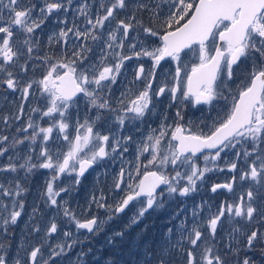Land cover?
Here are the masks:
<instances>
[{
	"label": "snow or ice",
	"instance_id": "snow-or-ice-1",
	"mask_svg": "<svg viewBox=\"0 0 264 264\" xmlns=\"http://www.w3.org/2000/svg\"><path fill=\"white\" fill-rule=\"evenodd\" d=\"M164 2L167 10L162 13L157 10L159 4L151 7L141 0H107L106 4L99 5L102 14L93 17L89 15L88 0H83L75 12L84 18L86 26L83 30L75 24L61 28L56 33V43L62 45L61 55L36 57L47 70L38 81L21 85L10 69L22 57L33 54V44L38 45L37 30L54 14H67L73 0H41L39 5L35 0H0V74L3 76L0 83L13 91L21 89L24 101L33 85H39L48 98L42 118L49 117L52 121L43 127L29 118L26 126L18 129L24 133L29 129L33 131L29 136L13 138L11 147L15 150L27 140L28 152L24 157L17 153L16 160L22 159L21 163L8 156V162L0 165V174H18L23 169L27 177L36 169L50 170V177L39 195L43 204L55 213L46 224L40 243L25 246L22 240L17 244L15 228L23 218L28 189L15 177L0 182V264H60L61 259L68 264H86L85 257L93 252L92 248L88 247L87 252L83 247L79 252L74 251L79 245L91 244L87 237L80 238L81 230L98 236L108 221L124 213L133 202L138 207L128 224L107 238L112 250L105 264H173L172 253L176 248L183 252L185 264H264V0ZM129 9L132 11L126 19H118L122 10ZM140 12L151 13L159 30L137 20ZM106 22L112 27H106ZM60 23L67 25L68 21ZM138 27L148 37L157 38L158 43L153 41L150 50L143 44L136 50V43L130 42L132 54H123L124 41L129 40L130 33ZM70 34L74 37L73 43L78 42L79 46L73 47L69 56L63 49L68 45ZM51 40L49 37V42ZM89 41L100 44L101 52L96 61L89 60L87 55L93 51ZM190 53L197 56L198 62L185 71L187 65L183 58ZM143 57L149 58L151 67L145 74L144 65L139 64L133 80V83L142 82L143 87L127 98L126 92L131 89H126L113 100V86L117 84L125 61ZM162 61L175 62L172 83L165 82L153 92L156 71ZM21 70H28L26 63L21 65ZM166 93L170 100L168 107L176 106L174 121L169 124L168 116L160 114L158 127L150 129L139 142L135 175L128 172L126 182L122 168L114 180V188L123 193L122 197L114 205H108L103 195L92 196L97 207L111 214L105 221L95 215L84 220L77 218L63 195L70 196L94 165L117 154L123 156L128 144L136 143L132 135L101 134L94 130L95 122L107 112L118 125V131L123 132L129 124L139 128L156 114L153 97L159 99ZM81 97L89 110L96 109V115L94 119L85 118L83 123L77 117L74 124H70L69 110L76 108L78 111ZM220 102H224L223 114L211 124L204 123L206 132L199 126L194 131L193 123L185 120L183 109L187 105L211 108ZM23 111L21 105L16 119L22 117ZM70 127L75 132L71 137ZM54 130L62 133L63 140L68 142L66 151L50 150L48 141ZM38 137L41 145L36 162H33ZM8 141L7 135L0 136V157L9 152ZM238 145L240 151L234 155L239 160L243 154L246 170L239 171L235 161L226 163V167L238 173L241 181L253 182L251 188L232 203L224 201L215 212L209 206L206 218L198 219L205 205H196L192 210V226L180 224L178 241L173 243L171 239L172 228L167 229L166 238L155 244L143 239L142 230L125 251L122 244L126 234L140 224L149 210L164 208L166 198L189 197L196 193L198 184L205 181L208 173L225 170L216 163L222 159L221 153L227 155L226 150ZM201 156L203 167L197 162ZM140 157L147 163L142 164ZM62 176H72L70 186L57 187ZM236 180L237 176L233 175L228 182L213 184L210 191L233 192ZM3 198H7L8 203H4ZM39 211L34 205L29 219H35ZM60 215L74 223L79 235L64 230L57 222ZM229 218H239L237 224L244 221L250 227L243 230L244 225L234 226L229 232L231 241L222 254L215 245L208 244L205 237L215 240L218 227H223ZM30 231L39 234L41 228L33 225ZM57 233L66 238L64 242L55 246L45 243ZM117 240L121 244H117Z\"/></svg>",
	"mask_w": 264,
	"mask_h": 264
},
{
	"label": "flooded vegetation",
	"instance_id": "flooded-vegetation-1",
	"mask_svg": "<svg viewBox=\"0 0 264 264\" xmlns=\"http://www.w3.org/2000/svg\"><path fill=\"white\" fill-rule=\"evenodd\" d=\"M91 6H89L90 11L89 15L95 16L96 14H102V10L100 9L99 5L100 3H107V0H89ZM35 2L39 5L41 3L40 0H35ZM82 0H78V2L72 3V9H76V6L81 4ZM128 11H121L118 15V19H126V13ZM106 27L110 28L112 25H109L106 22ZM128 40L124 41V48H123V54L127 55L128 50ZM89 46L92 47L93 51L91 54H87L89 57V60L95 61L101 52L100 44L96 46V43H93L91 41L88 42ZM96 46V47H95ZM71 54H69L70 56ZM25 62V60L23 61ZM198 59L196 55L189 54L188 56L183 58V63L187 65V68L185 71L189 70L191 65L194 63H197ZM143 64L145 67V74H147L148 69L151 67V61L147 57H143L140 59L133 58L130 61H125L124 68L121 69V75L117 79V84L113 86V95L112 99L116 100L117 97L120 96L122 92H125L126 89H131V91L126 92V97H129L133 95L136 91L141 89L143 87L142 82H135L134 80V71L137 68L139 64ZM33 64L32 70L28 72L20 71L17 73H14V75L17 77L18 81L21 83L24 82L25 79H28L29 82L31 81H38L41 79L40 75V64L39 60L35 58L34 62H31ZM47 70V68H46ZM175 71V62L172 61H162L161 66L156 71V82L153 84V92L157 87L162 85L163 83L167 82L169 85L172 83V77L174 75ZM2 75V74H1ZM43 76V75H42ZM182 78H183V72H182ZM1 79V78H0ZM0 85H3L0 83ZM40 86L37 84L33 85V89L31 91H39ZM5 89L7 91V96L10 97L9 93H13L15 91L21 90L17 89L15 91L7 89L3 86H0V90ZM235 91V89H233ZM4 93V92H3ZM46 95V94H45ZM39 96V95H37ZM39 100H42L39 98ZM153 103L156 105L154 111L155 115L150 120H147L146 123L139 125V128H137L135 125H126L123 132L118 131V125L115 123V121L112 119V115L105 112L103 115V118L100 121L95 122V129L99 131L101 134H108V135H117V136H128L132 135L133 140L136 143L130 142L128 144V151L121 155H115L114 158H108L105 161L101 162L98 165H94L93 168L89 169L85 173V178L82 179L81 184L76 188L70 196L63 195V200L67 201V206L71 208L77 215V218L84 220L87 218H90L91 216L95 215L99 218L101 221H105L107 219V216L111 213L108 212L105 208H99L94 202L89 203V198H92L89 195L93 194L97 198H99L101 195H103L105 199V203L108 205H114L118 202V200L122 197L123 193H121L118 189L114 188V180L119 174L120 170L123 168L125 169V181H128V172H132L133 175H135V167L137 165V147L139 142L147 135L150 129H154L158 127V124L161 119L160 114H166L168 116V123L171 124L174 121V113L176 110V106L173 105L172 107H168L170 100L168 97V94L166 93L165 96L160 97L159 99H156L153 97ZM48 104V100L46 101V105L42 103V101H38V104L33 107V109H39L40 111H33L31 109V114L24 122H27L29 118H31L34 122L37 121V124L43 127H47L51 124V118L49 117H43L42 118V111L46 110V106ZM22 105V104H21ZM7 109H5V106L0 108V132H2L4 135H7L9 137V141L7 142V146H9V152L5 155H11L12 157H15L17 153L24 157L29 148V142L26 140L23 145L18 146L15 150L12 149L11 143L12 139L15 137L23 138L25 136H29L32 134L31 129L28 130L27 133L24 132H17L18 129V123L10 126H5L3 124V120L17 111L18 108L9 106V104H6ZM3 110H6L5 112ZM224 111V102L216 103L211 108L207 105L203 106H192L187 105L183 109V114L185 115L186 121H191L193 123V130L197 131L199 128H203L204 131H207V128L204 127V123L211 124L212 120L216 119L219 115H222ZM24 114V111H23ZM22 114V115H23ZM96 115V109L89 110L86 106L85 100L83 97L79 100L78 105V111L76 108L69 110V123L74 124L77 117L80 119V122L83 123L85 118L94 119ZM58 119V117H57ZM21 123V122H20ZM70 137L75 134L74 129L70 127L69 129ZM43 134H41L42 137ZM63 134L59 133L58 130H54L52 134V139L48 141V146L51 151L55 152L57 150L63 152L67 150V141L63 140ZM41 145V138H37V143L35 145L36 147V153L33 154V162H36V159L39 154V148ZM227 155L224 153H221L222 159L220 161H217L220 165V167H223L224 171H214L211 173H208L205 177V181L201 184H198V191L193 194L192 197H189L187 199H182L181 197H172V198H166L165 206L162 209L158 210H149L148 213L145 214L144 219L140 222L139 225L133 226L129 232L126 234L125 239L123 241L122 246L124 247L125 251H127L128 247L131 244V241L133 237L136 236L137 233L142 232L143 230V239L148 241L149 243L155 244L157 242H160L162 239L166 238L163 234V231L165 228L162 227L163 222H167L169 218L174 217V214L179 212V209L181 206H185L188 208L195 207L199 204H204L205 208L200 213V216H204L207 209L217 208V206H220L224 201H227L229 203H232L231 196H229V192H226V190L220 189L216 193H212L210 191V188L215 183H225L222 182L224 175H226L229 170L226 167V163H229V161L235 156L234 154L238 151H240V146L238 145L235 149H229L226 150ZM200 155V154H198ZM147 156V153L145 154ZM241 156L243 154L241 153ZM21 160H17L16 163H21ZM140 162L147 163V160L144 157H140ZM202 167H203V159L201 156V159L197 161ZM6 163V157H0V165H3ZM211 166V165H210ZM143 171V168H141ZM13 174V173H11ZM18 174H21L23 176L24 183L22 184L25 188L28 189V191H31L30 194H26L25 201L27 208L25 210L26 214L30 213L29 210L32 205L31 198L37 199V203L35 204L36 207L40 209L37 217L42 218V220H46L47 217H50L51 214H55L53 211H51L49 208H47L41 198L40 193L43 192L44 183L45 180L50 177V170L46 169H36L31 174H29L27 177H25L24 170L21 169ZM5 175L6 173L0 174V182H3V178L5 181ZM136 179H139V177H136ZM72 181V176H62L59 181H57V187L63 185V186H70ZM30 199H28V197ZM220 203V204H219ZM138 205L133 202L129 205V207L125 210L124 213H120L119 215L115 216L111 221H108L104 225V230L95 237H109L112 235L114 231H120L124 229V227L128 224L130 217H132L135 212L137 211ZM46 213V214H45ZM25 214V215H26ZM181 214V213H180ZM177 220L179 221L182 218V215L176 216ZM58 220H61L63 222H69L68 218L63 217L62 215L57 217ZM175 221H173L174 223ZM169 224H167V227ZM234 227V226H233ZM232 229V228H231ZM203 230V229H202ZM82 234L88 238L93 237L91 234H88L84 232V230H81ZM231 231V230H230ZM16 232V240L18 238L19 230L18 226L15 228ZM208 244H213L216 247L217 240H212L210 237H205ZM218 239H222L221 235H219ZM117 244H121V241L117 240ZM216 243V244H215ZM225 247V243H221L216 247L220 250V252L223 254L226 252L225 250H222L221 248ZM226 248V247H225ZM112 246H106L105 251H111ZM173 253H180L178 250H173ZM183 253V252H181ZM173 264H185V258H181L180 260L178 258L173 259Z\"/></svg>",
	"mask_w": 264,
	"mask_h": 264
},
{
	"label": "rangeland",
	"instance_id": "rangeland-1",
	"mask_svg": "<svg viewBox=\"0 0 264 264\" xmlns=\"http://www.w3.org/2000/svg\"><path fill=\"white\" fill-rule=\"evenodd\" d=\"M75 2H78V0H73V3H75ZM82 2H83V0H82ZM141 2L148 3L151 7H155V5L159 4L160 8L157 10L162 12V13L166 12V10H167L164 0H141ZM79 5H77V6H79ZM88 5L91 6L89 0H88ZM127 11L128 12L125 15L126 18L131 14L132 10L129 9ZM5 15H6V12H5ZM65 19H67V21H68L67 25L60 23V21L65 20ZM137 20H142L143 24L145 26H153L159 30V24L156 22L155 18H153L151 16V13H149V12L137 13ZM133 23L135 24L136 22L133 21ZM73 24H75V26L79 27L81 30H83V28L86 26V21L84 20L83 17L76 15L75 9H71L67 14H54L52 17H49L48 20L46 21L45 25L42 27V29H38L36 32L35 39L38 41V45L33 44V47H34L33 54L31 56L22 57L17 62V64L14 67H12L10 70L13 71V73L20 72L21 71V65H24L26 63L27 68H28V70L26 72H28V71L32 70L33 64H31V62H34L36 57H45V56H52V55L60 56L61 51H62V45L56 43V40L58 39L56 33H58L61 28L73 27ZM49 37H52L51 42H49ZM105 39H107L106 35H105ZM73 40H74V37H72V35L70 34L68 45L65 49H63V50H66L68 52V54H71V50L73 47L79 46V43L77 42L76 44H74ZM153 41H156L158 43L157 38L148 37L142 31V29H140L138 27L135 29V31L133 33H130L129 40L127 43H128V45L130 42L136 43V45H137L136 50L140 49L141 44H143L145 47H148L150 50ZM98 44L99 43H96V46ZM132 52H133V50L128 46V50L126 52L127 55H131ZM99 53H100V51H99ZM89 54H91V53H89ZM98 58L96 60H98ZM24 60H25V62H23ZM38 60H39V64H40V75L42 77V75L46 71V65L40 59H38ZM0 78L1 79L3 78V76L1 74H0ZM28 82H29V80L25 79L24 82L22 83V85L26 84ZM0 86L7 88L6 85H4V84L0 85ZM9 95H10V97L7 96V91L5 89L0 90V108L5 106V109H7L6 104H9V106H13V107L18 108L17 111H15L14 113H12L8 117H6L7 123H5L6 118L2 122L3 124H5V126H7V125L10 126V128H12L11 126L16 124V122L18 123V129L26 126L27 122H24V121L27 119V117L30 116L31 109H33V107L38 104V101H42V103L44 105H46V101L48 100L47 96L42 93L41 88L39 91H36V92L30 90V94H29L28 99L26 101L22 100V90H18V91H15L13 93H9ZM37 95H39V96H37ZM39 98H41L42 100H39ZM21 104L23 105L24 114L22 115V117L20 119H16V116L18 114V110H19ZM3 111L5 112L6 110H3ZM1 112L2 111H0V113ZM35 123H37V121H35ZM18 129H17V132H21V131H18ZM31 131H32V129H31ZM3 135L4 134L2 132H0V136H3ZM8 156H11V155H5L6 163L8 162V160H7ZM13 159L16 160V155H15V157H13ZM234 161L237 162L239 171L246 170L247 164L245 163L243 156H241V158L239 160H236V157L233 156V158L229 161V163L234 162ZM6 163H4V164H6ZM233 175L237 176V180H236V183L234 184L233 192H229V196H231L232 202L234 200H236L239 195L243 194L246 190L251 188L252 183H253V182L248 181V180L241 181L239 179L238 173H233L230 171L226 175H224L222 182H228L229 180H231ZM14 177L20 179L21 184L24 183V180L22 179L23 176H21V174H17V173H13V174L6 173L5 181L6 180H12ZM3 181H4V178H3ZM30 193H31V191L27 192V194H30ZM88 196L92 197L93 194L89 193ZM192 196H193V194L189 197H192ZM30 197L31 196H29L28 199H30ZM189 197H181V198L187 199ZM31 201H32V205H35L38 200L35 198H31ZM3 202L8 203L7 198H3ZM91 202H92V198H89V203H91ZM32 207L33 206H31L29 209L31 212H32ZM26 208H27V205L25 207V210H26ZM193 208H194V206L192 208L181 206L179 209V212L174 214V217L169 218L166 223L165 222L161 223L162 227L165 228L162 235L167 236V229L172 228L173 229V236L171 237V239H172L173 243L175 241H178L180 239V231H179L180 224L183 222V223L187 224L189 228H191V226H192V223H193L192 210H193ZM216 209L217 208H215V209L211 208V211L215 212ZM50 210L53 211L52 209H50ZM25 214H26V212H24V215H23L21 222L17 225L18 230H19V234H18V238L16 240V243L19 244L23 240L25 243V246H28L29 244H31V245L38 244L41 242V239L44 236V228H45L46 224L49 222L51 216H53L55 214H51L50 217H47L46 220H42V218H38L37 217L38 213H37L35 219H29L30 213H27L26 215ZM208 214H209V209H207L204 216H200V217H198V219L206 218L208 216ZM177 215H182V218L179 221L176 219ZM236 220H239V218H236ZM236 220L229 218L226 222L223 223V227H218L216 239H215V240H217V244L215 243L216 247L220 244V242L221 243L224 242L225 247L227 248V244L231 241V237L229 236V232H230L231 228H233V226L241 227L242 225H244L245 227L243 230H247V227H250V225H246V222H244V221H240V223L237 224ZM173 221H175V222L173 223ZM57 222L64 227L65 231H71L74 233V235H79L75 229L74 223H69V222L65 223L61 220H58V218H57ZM167 224H169L168 227H167ZM33 225L39 226L41 228V232L39 234L30 231V229ZM81 233H82V231H81ZM219 235H221L222 239H218ZM25 237H26V239H25ZM85 237L86 236H84L83 234L80 236L81 239H84ZM65 239L66 238L63 237L61 234L57 233V234H54L51 238H49L47 241H45V243H48V244H51L52 246H55L57 243L64 242ZM88 239L91 240L90 245H79L74 249V251L79 252L81 250V247H83V250L87 252L88 247H91L93 252L89 253V255L87 257H85L86 264H105V259L107 258V256L110 253L109 251H105V247L106 246H112V245H109L107 243V237H102V238L99 237L98 238V237L94 236V237H90ZM68 242H71V241L69 240ZM225 247H222L221 249L225 250L226 249ZM175 250H178L180 253H172V259L178 258L180 260L181 258L184 257V254L181 253L182 251L179 250V248H176ZM93 253H94V255H93ZM69 255H71V253ZM45 256L47 257V252L45 253ZM73 259H74V257H73ZM60 264H68V262L61 259Z\"/></svg>",
	"mask_w": 264,
	"mask_h": 264
}]
</instances>
